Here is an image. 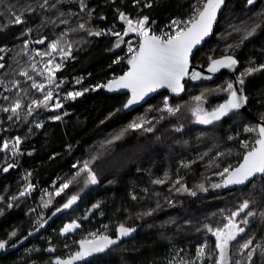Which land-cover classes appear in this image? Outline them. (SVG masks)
I'll list each match as a JSON object with an SVG mask.
<instances>
[{"label": "trees", "instance_id": "1", "mask_svg": "<svg viewBox=\"0 0 264 264\" xmlns=\"http://www.w3.org/2000/svg\"><path fill=\"white\" fill-rule=\"evenodd\" d=\"M42 2L43 0H0V28H3L0 31V48L6 50L0 53L4 56L0 63L5 65L0 68V80L4 81L0 84V106H7L11 100L17 98H23L22 102L26 106L31 99L42 98L40 93L30 89L31 81L19 73L27 70L40 82L42 78L32 72L31 64L36 63L37 70H40L48 57L42 60L35 52L45 51L47 43L60 33L67 32L65 39L74 46V58L63 62L62 69L56 73L57 79L65 84L62 89H56L54 95L59 93L64 104V108L58 110L59 113L63 116L66 111L69 115L63 116L61 121H53L50 117L55 113L41 110L35 119L43 122L44 127L37 129L34 127V117H28L27 121H8L9 114L0 112V146L4 140L12 142L14 137L20 136V151L23 153L19 157H12L10 150L8 153L0 151V196L4 197L3 202H0V209L4 213L0 215V239H7V235L13 230L18 231L19 237L16 248L0 250V264H51L57 256L67 259L78 250V241L88 238L90 232L106 231V234L115 238V230L120 223L136 228V232L114 246L106 259L97 262L93 258L85 264H169L170 261L177 264L181 258L185 261L197 260V247L205 242L208 245L206 256L215 251V238L204 231L198 232L197 229H203V225L208 222L213 226H222L226 223L223 217L230 214L229 210H236L244 199L259 202L253 207L257 217L251 221L250 231L246 229V235L255 237L253 247L264 244V221L259 218V212L264 210V182L257 178L254 186L249 185L247 188L213 190L210 184L220 182L221 178L205 167L208 158L219 151L230 152L229 162L236 166L244 153L240 141H254L255 134L245 133L244 127L254 126L264 117V72L246 78L244 95L249 98L248 111H239L215 126L194 123L190 112L195 104L192 98L209 89L226 86L227 82L233 81L230 75L215 82L188 80L185 83V92L179 96L164 93L135 112H117V109H123L128 96H110L106 88L92 89L128 70L127 58L130 54L127 43L117 49L114 47L117 40L114 36L92 37L86 31L73 32L72 29L78 28L79 23H86V27L92 29L114 28L123 33L127 25L118 19V10L124 11L133 20L147 15L150 24L155 21L151 26L161 29L173 19L188 18L195 0H152L151 9L143 8L142 4L134 6L133 0H115L114 3L113 0H87L89 7L95 9L90 23L87 12L80 13L76 0L59 4L57 9H41L38 5ZM55 2L56 0H49L50 4ZM29 4L36 11L24 14V24L9 23L12 13L18 14ZM58 10L66 13L62 19L69 21L67 25L57 20ZM261 12H264V0H256L252 6L247 5V0L229 2L213 37L193 59L196 71L207 69L209 56L220 58L225 54H234L238 59L237 76L250 66L249 61L255 65L264 63V30L242 42L240 34H228L231 32L229 22L239 25L242 21L259 19ZM68 13L79 15H67ZM45 20L49 22L41 26ZM52 20H56V26L51 23ZM29 28L32 32L24 35ZM43 37L48 38L44 45L29 43V47L24 49V41H35ZM136 37L131 34L123 39L133 40L132 45H136ZM228 44L234 47L227 50ZM237 44L239 47H236ZM116 60H120V63H115ZM56 62H60L58 55ZM77 78H82L81 84L75 83ZM13 81H18L20 87H16ZM21 88L27 90L28 95ZM84 89L89 91L75 100L63 99L69 91ZM5 96L9 97V101L4 100ZM227 96L225 91L210 95L204 107L210 111L223 103ZM165 97H168L170 105H179L181 111L174 117L165 116L163 120H159L161 114L155 109L163 107ZM149 108L153 110L149 112ZM25 111L26 107L21 109L22 114ZM145 116L150 120L157 118L153 121V132L130 133L110 151L102 147L108 138L130 121ZM180 124H183L184 131H173ZM29 128H32L31 132ZM228 136L236 139L228 140ZM157 137L160 139L157 140ZM205 152L208 156L204 161H199V155ZM97 153L102 156V160L93 165L98 172V185L81 188L80 185L73 184L60 197L55 198L51 209L44 210L39 207L44 190L54 192V183L58 187L77 170L72 167L73 164H82ZM14 160L17 166L7 173L3 172V166ZM191 160H197V163L191 168L181 167L182 161L187 163ZM29 172L31 176L26 181L24 177ZM165 173L171 181L182 177V182L189 189L196 190L197 195L192 197L187 193L169 191L171 182L162 185L152 183L154 179H163ZM205 176L211 177V180L206 182ZM27 182L35 186L31 196L20 198L18 205L7 208L9 198L18 196ZM201 182L209 187L208 192H200L196 188ZM145 189L148 191L145 192ZM73 194H79L80 199L72 209L51 216L52 211ZM133 195L137 196L136 200L132 199ZM43 198L48 197L44 195ZM169 200L174 203V207L169 206ZM157 201L161 205L160 209H157ZM97 203H100V208L93 209L92 206ZM32 208L36 210L31 212ZM150 209L157 210L152 216L141 215ZM41 216L51 219L37 232V221ZM85 216L88 218L83 219ZM239 219L240 217L237 218ZM71 220H77L81 227L61 236L60 229ZM104 225H108L107 230ZM29 232L33 235L28 236ZM26 236L27 239H24ZM243 242L240 239V243ZM49 247L55 248V252L46 251ZM235 252L236 248L233 247L234 259L238 258L235 257ZM254 259L256 264H260L258 255ZM197 264H200L198 260ZM205 264H208L207 260Z\"/></svg>", "mask_w": 264, "mask_h": 264}, {"label": "snow or ice", "instance_id": "2", "mask_svg": "<svg viewBox=\"0 0 264 264\" xmlns=\"http://www.w3.org/2000/svg\"><path fill=\"white\" fill-rule=\"evenodd\" d=\"M65 2L71 3L73 0H56L55 3H49V0H43L39 3L38 7L41 9H57L59 4H64ZM115 0H113V3ZM80 13L87 12L89 16L90 23L91 17L95 12V9L90 8L87 0H76ZM256 0H247V5H255ZM143 8L151 9L153 7L152 0H133L134 6H141ZM226 5V0H195L192 4V12L189 18L185 20L173 19L170 25H166L169 31H161L157 34L151 27L155 21H151L147 15L140 16L136 20L130 18L128 14L124 11H117L118 19L127 25L124 32L121 33L116 31L114 28L104 30V29H92L86 27V23H79L78 28L72 29L73 32L76 31H86L87 35L92 37L111 35L117 38L114 47L120 48L121 44L127 43L128 53L130 54L127 58L128 70L118 77H113L106 84H98L92 90L97 88H106L109 92H115L121 89H126L130 93L128 99L123 104V109H117V112L122 110H130L133 106L141 104L145 101V98L149 94L156 92L158 89L167 88L171 93L179 96L185 91V78L191 81L197 80H212L213 75L220 72L221 69H228L229 71H236L239 65V61L234 54H225L220 58H214L213 56L208 57V64L206 71L213 75L205 76L202 72L196 71L191 66V59L194 56V49L205 41L206 37H209L214 30V26L219 23L218 14L221 13L222 8ZM36 9L29 4L18 14L12 13V19L9 23H15L17 25L24 24L26 21L22 19L26 12H35ZM11 12V9H9ZM57 20L61 24L67 25L69 21L67 19H62L66 13L62 10H58ZM67 15H79V13H68ZM259 19L242 21L241 24L236 25L229 22V27L231 32L240 34L241 42L248 40L251 37L257 35L259 31L264 30V12L259 14ZM101 19H105L101 17ZM49 21H42V25L48 23ZM51 23L56 26V20H52ZM6 27V26H5ZM3 28H0L2 31ZM227 31V29H226ZM32 32V29H28L27 35ZM129 33H135L138 37L136 47H133L132 42L125 41L124 36H128ZM67 32H62L55 39L51 40L46 45V49L43 52L37 51L36 56H40L43 60L44 57H48L44 61V66L42 69L37 70V64L32 63V72L36 73V76L41 77V81L37 80L30 75L27 70H23L19 73L20 76L26 78V80L31 81L30 89L36 90L41 94L42 98H33L31 102L26 106L23 104V98H17L11 100L7 106H0V112L9 114L8 121L13 120H28V117H37L41 110H51L53 114L50 119L53 121H61L63 116L69 115L68 112L64 111L63 116L58 110L64 108V104L57 93L54 95L56 89H62L65 84L64 81L58 80L56 73L62 69L63 62L74 58L73 50L74 46L71 42L67 41L65 37ZM47 37L35 41H24L23 47L27 49L29 43H35L44 45ZM234 46L232 44L227 45V50H231ZM239 47V44L236 45ZM4 48H0V53L5 52ZM55 54V55H54ZM56 55L60 57V62H56ZM4 60V56L0 55V61ZM115 63H120V60H116ZM248 67H246L239 76L235 78V81H229L226 86H222L220 89H209L206 92H201L200 95L194 96L192 99L195 102L194 106L191 107V116L194 117V123L205 125V126H215L221 123L225 118H231L233 115L237 114L240 109H242L248 103V96L244 95V86L246 83V78L254 75L255 73L264 72V63L255 65L252 61H249ZM5 65L0 63V68H4ZM4 81L0 80V84ZM16 87H20L18 81L12 82ZM76 84L82 83V78H77L75 80ZM237 85L239 87H237ZM10 91V89H8ZM21 91L28 95V91L21 88ZM89 91V89H84L83 91H69L67 92L63 99L64 100H75L77 97L83 96L84 92ZM219 91H225L228 93L227 99L218 104L215 108L210 111L207 110L204 105L208 101L210 95H214ZM4 100L9 101V97L5 96ZM26 107V111L21 113V109ZM153 109L149 108L148 111L151 112ZM161 115L159 120H163L165 116L174 117L180 111L179 105L172 106L169 104L168 97L164 98L163 107L155 109ZM148 119L145 117H137L130 121L125 127L121 128L118 132L112 135L105 141L106 150L114 149L120 142L124 141L127 135L134 132H146L151 133L154 131L153 121L156 120ZM2 123V121H0ZM34 127L39 129L43 128L44 124L38 119H35ZM32 128H29V132ZM173 131L181 133L184 131L183 124L174 127ZM245 133H254L255 139L251 143L247 140H241L240 146L244 149L242 159L233 166L229 162L230 152L219 151L215 156L208 158L205 167L208 170H212L213 175L220 177V182L211 183L210 187L213 190L229 188L230 186H243L247 188L249 185L254 186V182L257 177L264 182V117L261 118V122L256 125H247L244 127ZM160 138L157 137V140ZM228 140L236 139V137L228 136ZM22 143L21 137H14L13 141L10 143L8 140H4L2 146H0V151L8 153L11 152L12 157H19L23 153L20 151V145ZM69 150H71V145H69ZM31 155V153H28ZM208 153L205 152L199 155L198 160L204 161ZM102 160L100 153L90 156L89 159L84 160L82 164H73L72 167L77 169L71 176L70 179L62 181L57 187L53 184L54 192H48L44 190L41 196V202L39 207L44 210L51 209L55 198L60 197L65 190L69 189L73 184L80 185L81 188H88L91 185H98L100 180L98 178V172L93 165H97L98 161ZM197 160H191L187 163L181 162L182 168H191L193 164H196ZM17 166L15 160L12 163H6L3 166V172L7 173L10 169ZM31 176V173H26L24 179ZM211 177L205 176V181H210ZM183 178H177L171 181V178L165 173L163 179H154L152 183L155 185H162L171 182L172 187L169 191L175 190L178 194L187 193V195L195 197L197 191L194 189H189L188 186L182 182ZM34 185L27 182L25 187L19 192V195H13L9 198L6 205L7 208L11 209L14 205H18L20 198H27L31 196L34 191ZM196 188L200 192H208L209 187H206L204 182L196 185ZM148 190L145 189V192ZM44 195L48 198L44 199ZM159 195V193H156ZM80 199L79 194L71 195L66 202H64L60 207H56L52 211L51 216H56L58 213L64 212L66 210L72 209L73 205L77 203ZM133 200L137 199L136 195L132 196ZM4 197L0 196V202H3ZM259 202L250 199H244L240 203L236 210H229L230 214L223 219L226 223L221 225L213 226L211 222L205 223L203 229H197V231H204L210 236L215 238V251L206 256V249L208 248L207 242L205 244L198 246L196 251L197 260L200 264H205V260L208 264H256L254 257L259 258L260 264H264V244H256L254 247L253 241L254 236L247 237L246 229L250 231V223L253 219L257 217V212L253 210V207ZM169 206L174 207L172 201H168ZM161 205L157 201V209H160ZM93 209L100 208V203L94 204ZM157 209H150L144 213L142 216H152L153 212ZM36 209H30L34 212ZM3 210L0 209V215H3ZM243 214V215H242ZM240 217L239 220L237 218ZM85 216L83 219H87ZM259 218L264 221V210L259 212ZM51 217L41 216L37 221L39 227L36 229L38 232L41 228H44ZM81 224L77 220H71V222L66 223L60 229V235L66 236L79 229ZM107 230L108 225L103 226ZM116 236H112L105 233L90 232L88 238L81 239L78 241L79 248L67 259H62L57 256L51 264H75L77 261H83L86 258L93 257L98 262L101 259H106L107 256L113 251L114 246H117L123 238L131 236L136 232V228L128 227L125 223H120L116 228ZM243 234V235H242ZM33 235L32 232L28 233V236ZM239 238V239H238ZM19 239L18 231L13 230L7 235V239H0V250H7V248H16V240ZM27 239V236L24 237ZM240 239L244 242L240 243ZM235 242V244H233ZM22 243V241H21ZM67 247V245H65ZM236 248L235 258L233 257L232 248ZM31 251V250H29ZM46 251L55 252V248L49 247ZM182 251V250H181ZM197 260L185 261L181 258L177 264H197ZM169 264H172L170 261Z\"/></svg>", "mask_w": 264, "mask_h": 264}, {"label": "water", "instance_id": "3", "mask_svg": "<svg viewBox=\"0 0 264 264\" xmlns=\"http://www.w3.org/2000/svg\"><path fill=\"white\" fill-rule=\"evenodd\" d=\"M231 1H232V0H226V5H225V7L222 8L221 13L218 14V21H219L220 17L222 16V14L224 13V11L226 10L227 4H228L229 2H231ZM218 24H219V23H218ZM218 24H216V25L214 26L213 33H212L209 37H206V38H205V41H202L201 44L198 45L196 49H194V56H193L192 59H191V66H192L193 69L197 70L196 67H194V66H193V63H192L194 57H195L196 54H197V53H198V52L204 47V45H205L209 40H211V38L213 37V34H214V32H215V30H216ZM202 72H203V74H204L205 76H207V75H213V74L208 73V72L206 71V69H205V70H202ZM237 73H238V67H237V70L234 71V72H233V71H229L228 69H221L220 72H218V73H216V74L213 75V79L210 80V81L215 82V81L219 80L220 78H222V77L225 76V75H230V76L232 77L233 81H235V78L237 77ZM187 81H188V79L185 78V83H186ZM237 87H239V86L237 85ZM106 90H107V89H106ZM184 92H185V91H184ZM184 92H183V93H184ZM107 93H108L110 96H129V95H130V93H129L128 90H126V89H121V90H118V91H115V92H109V91L107 90ZM164 93L171 94L172 96H177V95L171 93V91L168 90L167 88H161V89H158L156 92L149 94V96L146 97V98H145V101L141 102V104L136 105V106H133L132 109H130V110H126V111H127V112H135V111L141 109L142 107L146 106L151 100H153V99L156 98L157 96H159V95H161V94H164ZM183 93H181V94H183ZM247 106H248V103H247L242 109H240L239 111H245V112H247V111H248ZM260 122H261V121H258V123H260ZM257 178H259V177H257ZM257 178H256V179H257ZM240 188H244V187H243V186H230V187H229L230 190H236V189H240ZM123 239H124V238H123ZM92 259H93V257L86 258V259L83 260V261H77V262H75V264H85V263L89 262V261L92 260Z\"/></svg>", "mask_w": 264, "mask_h": 264}, {"label": "built area", "instance_id": "4", "mask_svg": "<svg viewBox=\"0 0 264 264\" xmlns=\"http://www.w3.org/2000/svg\"><path fill=\"white\" fill-rule=\"evenodd\" d=\"M189 18V17H188ZM187 19V18H186ZM178 20H185V19H178ZM170 25V24H169ZM152 27V29L157 33V34H159L161 31H169V28H167V27H164V28H161V29H158V28H156V27H153V26H151ZM137 38V41H138V37H136ZM137 45V44H136ZM136 45H135V47H136ZM59 94V93H58ZM59 96H60V94H59ZM11 143V142H10Z\"/></svg>", "mask_w": 264, "mask_h": 264}, {"label": "rangeland", "instance_id": "5", "mask_svg": "<svg viewBox=\"0 0 264 264\" xmlns=\"http://www.w3.org/2000/svg\"><path fill=\"white\" fill-rule=\"evenodd\" d=\"M131 34H134V36H136L135 33H129L128 36H131ZM124 40H125V38H124ZM130 41L132 42L133 40H130ZM123 45H124V43L121 44L120 48H121ZM126 46H128V45L126 44ZM133 47H135V45H133ZM117 49H119V48H117ZM35 53H36V52H35ZM33 54H34V53H33Z\"/></svg>", "mask_w": 264, "mask_h": 264}]
</instances>
